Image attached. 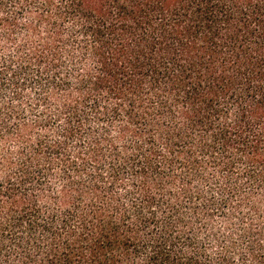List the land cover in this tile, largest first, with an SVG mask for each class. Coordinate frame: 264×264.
<instances>
[{
  "label": "trees",
  "instance_id": "obj_1",
  "mask_svg": "<svg viewBox=\"0 0 264 264\" xmlns=\"http://www.w3.org/2000/svg\"><path fill=\"white\" fill-rule=\"evenodd\" d=\"M144 253L264 264V0H0V264Z\"/></svg>",
  "mask_w": 264,
  "mask_h": 264
},
{
  "label": "clouds",
  "instance_id": "obj_2",
  "mask_svg": "<svg viewBox=\"0 0 264 264\" xmlns=\"http://www.w3.org/2000/svg\"><path fill=\"white\" fill-rule=\"evenodd\" d=\"M148 253L140 256L132 255L130 259L123 260L122 264H146V256Z\"/></svg>",
  "mask_w": 264,
  "mask_h": 264
},
{
  "label": "rangeland",
  "instance_id": "obj_3",
  "mask_svg": "<svg viewBox=\"0 0 264 264\" xmlns=\"http://www.w3.org/2000/svg\"><path fill=\"white\" fill-rule=\"evenodd\" d=\"M10 146H14V143L12 142V143L10 144Z\"/></svg>",
  "mask_w": 264,
  "mask_h": 264
}]
</instances>
